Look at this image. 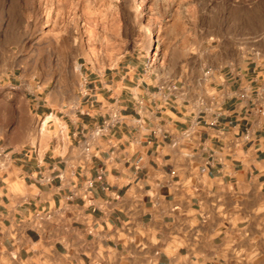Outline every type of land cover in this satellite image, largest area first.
<instances>
[{"label": "crops", "instance_id": "1", "mask_svg": "<svg viewBox=\"0 0 264 264\" xmlns=\"http://www.w3.org/2000/svg\"><path fill=\"white\" fill-rule=\"evenodd\" d=\"M209 70L126 63L91 77L72 115L35 86L30 113L61 127L0 142V264H264V67Z\"/></svg>", "mask_w": 264, "mask_h": 264}, {"label": "rangeland", "instance_id": "2", "mask_svg": "<svg viewBox=\"0 0 264 264\" xmlns=\"http://www.w3.org/2000/svg\"><path fill=\"white\" fill-rule=\"evenodd\" d=\"M251 61L264 67V0H0V142L42 143L52 122L60 131L30 113L35 86L72 115L91 77L126 63L204 79Z\"/></svg>", "mask_w": 264, "mask_h": 264}, {"label": "built area", "instance_id": "3", "mask_svg": "<svg viewBox=\"0 0 264 264\" xmlns=\"http://www.w3.org/2000/svg\"><path fill=\"white\" fill-rule=\"evenodd\" d=\"M209 74H210V70H207V71H205L203 76L206 77ZM244 97H245L244 94H241V98H244ZM136 104L138 106H140L141 105V101L140 100H136ZM255 111L260 117L264 118V107H259ZM122 120H123L122 116H119L117 113H113L112 115H110V117H108L106 120L103 121L101 126H99L98 128H96L93 131V134L95 136H98V135H100V134H102L104 132H107L111 127L115 126L116 124L121 123ZM188 134L189 133H187V132L183 133V135H185V136H187ZM247 138H248V132L245 135V139H247ZM86 145H88V144H86ZM85 151L89 152V147H86ZM87 185H88V187H91L92 186V182L91 181L88 182Z\"/></svg>", "mask_w": 264, "mask_h": 264}]
</instances>
